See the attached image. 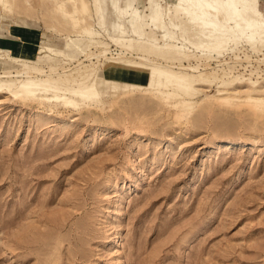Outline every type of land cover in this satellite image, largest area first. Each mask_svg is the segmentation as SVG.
<instances>
[{"label": "rangeland", "instance_id": "rangeland-1", "mask_svg": "<svg viewBox=\"0 0 264 264\" xmlns=\"http://www.w3.org/2000/svg\"><path fill=\"white\" fill-rule=\"evenodd\" d=\"M181 10L0 0L1 36L38 35L0 52V264H264V39L215 47Z\"/></svg>", "mask_w": 264, "mask_h": 264}, {"label": "bare ground", "instance_id": "bare-ground-1", "mask_svg": "<svg viewBox=\"0 0 264 264\" xmlns=\"http://www.w3.org/2000/svg\"><path fill=\"white\" fill-rule=\"evenodd\" d=\"M176 2L182 8V15L186 17L191 25L197 28L198 32L196 33L213 43L212 45L215 47H220L225 42L246 40L249 43H253L264 39V13L259 10V0H176ZM183 35L184 38L191 36L189 31H184ZM189 44L193 46L192 43L189 42ZM105 53L106 51H103L100 55H105ZM54 56L58 58L65 57L62 52L54 53ZM87 58H90V56H87ZM12 60L13 62L28 63L26 58L21 56H17ZM182 69L184 72L188 71L196 74L199 67ZM157 71L164 77L165 82L182 88L190 86V83H186L182 74L167 72L162 69ZM54 73L55 71L47 72L33 68L16 72L15 74L5 73L3 77L9 79H31L33 77H49ZM34 88H39V85H35L30 81L20 86V89L26 90L28 95L33 93ZM86 98L89 97L86 96ZM64 103L75 105L70 101H65Z\"/></svg>", "mask_w": 264, "mask_h": 264}, {"label": "crops", "instance_id": "crops-1", "mask_svg": "<svg viewBox=\"0 0 264 264\" xmlns=\"http://www.w3.org/2000/svg\"><path fill=\"white\" fill-rule=\"evenodd\" d=\"M3 17H9V16H3L0 13V19H2ZM17 18L23 19L24 17H17ZM24 19L33 21L27 18H24ZM33 22L38 23L35 21ZM7 32H8V35L6 36L4 35L1 36L0 34V52H7L11 56L18 55V56L26 57V58L33 57V55L36 52V47H37L36 45V41L38 38L37 33L28 31L22 28H14V27L13 29L12 28L8 29ZM42 39H44L43 35H42ZM41 43H43V40H41ZM1 48L10 49L11 51H2ZM121 71L122 70H118L114 72V71L106 70V72H108L107 74H110V72L111 74H114L113 77L117 73L120 77H124V80L131 81L134 83H139V84L145 83L144 75L140 73L138 74L136 72H121Z\"/></svg>", "mask_w": 264, "mask_h": 264}]
</instances>
